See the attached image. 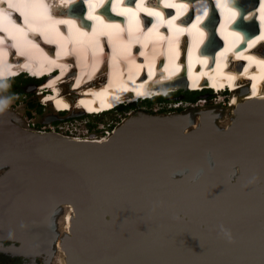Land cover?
I'll use <instances>...</instances> for the list:
<instances>
[{"label":"water","instance_id":"water-1","mask_svg":"<svg viewBox=\"0 0 264 264\" xmlns=\"http://www.w3.org/2000/svg\"><path fill=\"white\" fill-rule=\"evenodd\" d=\"M188 114L137 111L92 141L0 107L10 237L33 233L51 253L60 239L64 264H264V121L215 122L205 135L185 132Z\"/></svg>","mask_w":264,"mask_h":264},{"label":"bare ground","instance_id":"bare-ground-1","mask_svg":"<svg viewBox=\"0 0 264 264\" xmlns=\"http://www.w3.org/2000/svg\"><path fill=\"white\" fill-rule=\"evenodd\" d=\"M5 1L7 0H0V31L3 32V34H0V75L5 71L7 75H17L27 70L31 75L35 73L37 76L57 69L54 74L47 76L44 80L45 84L42 85L44 88L40 90L43 95L46 94L45 97L42 95V98L46 99L47 103L64 104L67 110L81 107L86 109L87 107L86 110L88 112L101 111L122 100L132 101L139 96L144 98L149 90L154 92L159 90L156 88L155 83H152L149 88L143 86L147 82L141 70L142 64H140L144 59L152 61L154 56L158 54L160 47H157L155 43L151 47L148 46V50L144 54V52H141L139 48L136 49V47L130 50L131 43L127 44L126 48L123 47L121 49V45L125 39L117 37L114 42L115 46H111L108 49L105 46L104 40L101 39L99 41L92 33L91 35L82 37L80 36L81 33L78 34L79 30H75L73 26H70L72 32L67 33L68 25L59 30L53 23H51L49 31H47L48 25H46V30H42L47 31L48 34H52L50 40L55 43L54 46L50 47L53 43L48 41L46 42L49 46L46 42L35 43L37 38L34 35L38 29L37 26H39L41 19L44 18V13L48 11L52 0H48L49 2H46V0H24V4L19 0H8L14 6L13 10L16 11L15 14L18 10L24 13L30 12V14L28 13L29 16L26 17V21L30 23V27L26 30L29 33L22 38L20 37L23 34L21 33L22 31L17 26L13 27V24L10 25L6 21L8 18H4L3 14L6 11ZM240 1L244 5H249L254 0ZM67 2L68 0H64V5H67ZM64 5H61V7ZM77 7L80 8L79 5ZM255 12L256 16L258 11L256 10ZM55 13V18H57V14L61 15L58 11H55ZM17 17L19 15H13L14 19ZM72 20L75 22L77 18H73ZM43 31L42 33H44ZM61 33L65 37L68 34L71 36L78 34L79 37L76 39L77 42L70 47L58 37ZM48 34L46 33L45 40H49ZM2 36L4 38L11 36L12 41H1ZM144 36L147 37L148 35L145 34ZM251 37L253 40H256L258 38L257 33ZM70 39H73V37ZM24 47L27 48L24 49ZM128 51L130 52L127 54ZM246 56L248 55H244L243 57ZM124 62L128 65L127 71L129 74H124ZM110 64V71H108L106 65ZM105 75H107L108 79L102 81V77ZM147 75L149 76L150 72ZM262 75L263 72L258 70L257 76L261 77ZM233 77L234 75L225 76L226 80H229V83H231L230 81H232ZM68 81L70 82L71 93L67 92L64 94L61 90V84H66ZM213 81L218 84L222 82V80H217V78ZM252 81L255 85L249 90L242 88V86L240 87L242 89L237 92L238 95L234 94L232 96L234 98L231 106L235 108L232 119L237 123L250 120L264 121V83L261 86L260 80L256 78H252ZM234 84L236 86L237 83ZM179 87L181 86H177L173 90L176 91ZM164 91H167V89H164ZM91 107L94 109H91ZM60 109L62 110V108ZM215 110L212 108L201 109L194 121H190V114H188V117L186 116L187 118H183L182 120H188L191 123L190 126L185 127V132L190 131V129L195 130L196 133L200 132L205 135L215 132L213 128L215 127V120L218 119L219 115H217V110ZM67 216L70 219L68 225ZM71 218L72 216L69 212L64 215L61 229L64 234L70 231ZM0 223L2 231L10 232L11 228H14L13 219L6 216L0 217ZM55 246L57 250L61 251L60 239L55 242Z\"/></svg>","mask_w":264,"mask_h":264},{"label":"rangeland","instance_id":"rangeland-1","mask_svg":"<svg viewBox=\"0 0 264 264\" xmlns=\"http://www.w3.org/2000/svg\"><path fill=\"white\" fill-rule=\"evenodd\" d=\"M27 47H24V49ZM14 53V52H13ZM27 75H23L21 78L26 79ZM104 79H108L107 75L102 77V81ZM73 80V79H72ZM22 81V80H21ZM20 81V82H21ZM101 81V83H102ZM71 82V79H70ZM70 82L68 81L66 84H61V90L65 93H71V87H70ZM11 81H6L3 84H0V107H5V108H10L14 111H17L22 117L30 119L31 122H35L37 125V130L40 128L41 125H48V123H40L38 122L39 120L49 118L50 116L57 115V117H64L65 119L61 120H56L51 123H53L55 126L59 125L61 122L66 121L68 124L73 123L76 124L79 128L82 127H88V128H103V127H115L117 124H119L121 121H123L129 114L135 113L137 111H145L153 114H173V113H187L191 112L192 117L195 118L201 109H206V108H212L216 109L215 111L217 112L218 119L215 120L216 124L219 126H225L230 124L232 116L234 115V108L231 106V102L233 101L232 96L229 98V101L227 100L228 98L225 97V95H219V96H209L208 98L206 95H199V98L195 100L194 102H188L185 103L184 98H182V95H176L172 96L169 99H166L164 101H159V102H154L153 104L149 105L144 102H139L137 104H134L132 107H129L125 110H115L108 112L106 114L100 115V116H93V115H87V107L84 109L83 107L81 108H73L69 110L68 112L65 113H55L54 111L58 112V110L66 109L64 104H59V103H47L46 99H41L40 96L43 94L40 92L42 90V86H36L35 82L29 81L28 83L24 84L23 82L18 83V85L22 86L24 88V91H26L28 94H23L19 95H14L13 97H8L7 91H5ZM45 84V83H44ZM43 85V84H42ZM47 85V84H46ZM70 88V89H69ZM238 95V93H235ZM44 97L46 94L43 95ZM229 96V95H228ZM205 98V99H203ZM29 100H37L39 102V111L38 109H28L27 103ZM206 100L207 102L205 103ZM225 100V101H224ZM175 101H183L182 104L180 105L181 107L175 108L177 106H172V105H177V103H174ZM42 102H45L42 103ZM47 103V104H46ZM52 108H51V106ZM200 104V105H199ZM202 104V105H201ZM204 104V105H203ZM60 106V107H59ZM38 108V107H37ZM91 109H94L91 107ZM26 110H29L30 116L26 113ZM88 110H90L88 108ZM83 111L84 113H82ZM87 111V112H86ZM211 111V110H210ZM60 112V111H59ZM87 116H83V115ZM69 121V122H68ZM98 131V129H97ZM57 230L61 232L62 229V215L57 216ZM70 223V219L67 216V225ZM62 233V232H61ZM64 258L63 255L61 254L60 251L55 252V256L53 259V264H64Z\"/></svg>","mask_w":264,"mask_h":264},{"label":"flooded vegetation","instance_id":"flooded-vegetation-1","mask_svg":"<svg viewBox=\"0 0 264 264\" xmlns=\"http://www.w3.org/2000/svg\"><path fill=\"white\" fill-rule=\"evenodd\" d=\"M42 84L44 81L38 86ZM41 231L46 233L48 230ZM10 236V232L1 230L0 264H53L55 252L51 253L47 242L33 240V233L29 235L31 241H20Z\"/></svg>","mask_w":264,"mask_h":264},{"label":"trees","instance_id":"trees-1","mask_svg":"<svg viewBox=\"0 0 264 264\" xmlns=\"http://www.w3.org/2000/svg\"><path fill=\"white\" fill-rule=\"evenodd\" d=\"M23 75H26V74L22 73V74H20L17 77H13V78H10L8 80L0 81V84L5 83L6 81H11L10 85L7 88H5L6 89L5 91L8 92L7 93L8 97H13L14 95H18L17 93H19L20 96L23 95V94H28L26 91H24V88H22L21 85L20 86L18 85V83L23 82L24 84H26L30 80L33 81V83L34 82L37 83L38 81H40V80H36L35 78H33L31 76H28V75L26 76V79H23V78H21ZM203 94L206 95L208 98H210L209 96H212V94L210 92H207L206 90H204L202 92H197V91H190V90L183 89V88H178V89H176V91L170 92V94H168V97L158 96V97H155L153 99H148V100L141 101V102H144V103H147V104L151 105L154 102L164 101V100L169 99L172 96H176V95H182L183 96L182 98H184L185 101L194 102L196 99L199 98V95H203ZM38 103L39 102H37V100H33V101L29 100V102L27 103V105H28L27 107H28V109L35 108V109H38L40 111L41 108L39 109V104ZM133 105L134 104L121 105V106L117 107L116 110H121V109L125 110V109H127L129 107H132ZM113 111H115V110H113ZM26 113L30 116L29 110H26ZM61 113H63V112H61ZM106 113H108V112H106ZM106 113H103V114H106ZM103 114H100V115H103ZM100 115H93V116H100ZM83 116H87V115L85 114Z\"/></svg>","mask_w":264,"mask_h":264},{"label":"built area","instance_id":"built-area-1","mask_svg":"<svg viewBox=\"0 0 264 264\" xmlns=\"http://www.w3.org/2000/svg\"><path fill=\"white\" fill-rule=\"evenodd\" d=\"M27 123L32 127H37L38 124H36L34 121L31 122L30 119L26 118ZM69 122V121H68ZM98 129V131H97ZM88 128V127H82L79 128L76 124H73L70 122L68 124L66 121L61 122L59 125H54L53 123H48V125H41L38 129L41 132L44 131H56L61 134H64L66 136H70L76 139H86V140H92V141H102L107 139L113 132V127H103V128Z\"/></svg>","mask_w":264,"mask_h":264},{"label":"clouds","instance_id":"clouds-1","mask_svg":"<svg viewBox=\"0 0 264 264\" xmlns=\"http://www.w3.org/2000/svg\"><path fill=\"white\" fill-rule=\"evenodd\" d=\"M21 73H23V74H26V75H28V76H30L29 74H28V72H20L19 74H17V76H19ZM17 76H14V77H17ZM31 77H33V78H35L34 76H31ZM11 78H13V77H11ZM10 79V78H9ZM36 80H40V81H38L37 83H35V85L36 86H38V84H40V83H42L45 79H39V78H35ZM0 81H2V80H0ZM179 88H183V87H179ZM184 89V88H183ZM207 92H210L209 90H207ZM211 94H212V92H210ZM54 94V93H53ZM170 94V93H169ZM219 95H221V94H219ZM218 95V96H219ZM229 95V94H228ZM225 96L226 98H228L229 96ZM212 96L213 97H215V96H217V95H213L212 94ZM168 97V96H167ZM41 99H42V97H40ZM231 98V97H230ZM197 100V99H196ZM228 101H229V98L227 99ZM205 101V103L207 102L206 100H204ZM225 101V100H224ZM141 102V101H140ZM182 102L183 101H181V102H179V101H175V102H173V104L174 103H177V105H172V106H177V107H175V108H178V107H181L180 105L182 104ZM196 102V101H195ZM42 103H44L45 104V102H42ZM137 103H139V102H137ZM136 103V104H137ZM185 103H187V101H185ZM50 105V104H49ZM51 106V105H50ZM51 108H52V106H51ZM53 109V108H52ZM69 110H67V109H62V110H60V112H56V111H54L55 113H59V114H61V112H63V113H65V112H68ZM87 112V111H86ZM87 115H92V114H89L88 112H87ZM94 115H96V114H94ZM24 118V117H23ZM25 120H26V118H24ZM37 129V128H36Z\"/></svg>","mask_w":264,"mask_h":264},{"label":"snow or ice","instance_id":"snow-or-ice-1","mask_svg":"<svg viewBox=\"0 0 264 264\" xmlns=\"http://www.w3.org/2000/svg\"><path fill=\"white\" fill-rule=\"evenodd\" d=\"M12 5H9V7H11ZM142 55V54H141Z\"/></svg>","mask_w":264,"mask_h":264}]
</instances>
